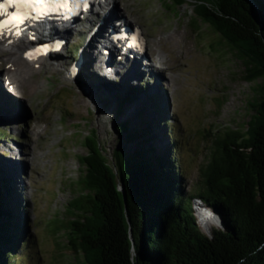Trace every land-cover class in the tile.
<instances>
[{"label": "rangeland", "instance_id": "obj_1", "mask_svg": "<svg viewBox=\"0 0 264 264\" xmlns=\"http://www.w3.org/2000/svg\"><path fill=\"white\" fill-rule=\"evenodd\" d=\"M170 1L173 0H119L117 4L127 18L142 27L151 46L150 69H146V74L139 73L142 70L138 65L144 67L141 62L133 67L128 64L127 68L121 57L116 59L117 64L115 59L109 63L91 50L90 59L73 77L69 71L72 51L78 48L80 52L75 55L77 60L81 58V50L88 44L90 25L69 39L63 52L68 56H46L44 67L31 78L38 81L34 93L22 84L16 86L25 92V97L16 96L0 73L3 91L19 99L3 94L7 99L2 96L0 101V173L4 172L10 180L12 203L18 207L30 234L20 251L21 255H28L14 257L18 264L20 258L21 264L23 259L25 264H80L75 258L76 248L70 246L63 232L66 221L71 219L67 213L69 201L78 193L70 183L77 176L76 153L87 151L75 140L78 123L83 135L96 131L104 153L113 160L114 148L124 147L128 153L133 146L118 142L114 125L119 104L124 106L118 122L131 121L136 125L143 116L158 119L159 114L162 121L158 119L153 129L156 141L158 145L170 142L168 131H172L171 140L179 137L178 156L185 170V191H190L197 180L198 167L209 160L213 132L227 126H245L250 120L253 110L248 101L254 91L245 78L243 60L229 50L232 46L219 44V35L211 27L193 19L195 0H185L178 9L168 7ZM117 13L116 17H124L120 11ZM22 52L23 47L15 54L24 56ZM3 57L0 56L2 60ZM161 57L166 59L165 68L153 65ZM6 66L5 75L9 70ZM99 76L102 83L96 80ZM96 84L102 85V89ZM98 96L109 98L107 108ZM100 112L104 121L101 127ZM86 117L90 119L89 125L85 124ZM40 129L42 134L35 135L34 131ZM14 145L22 147L21 151L15 150ZM17 163L24 164L23 169L13 166ZM194 209L205 234L211 236L214 227H222L219 216L211 213L199 198L194 199Z\"/></svg>", "mask_w": 264, "mask_h": 264}, {"label": "trees", "instance_id": "obj_2", "mask_svg": "<svg viewBox=\"0 0 264 264\" xmlns=\"http://www.w3.org/2000/svg\"><path fill=\"white\" fill-rule=\"evenodd\" d=\"M200 1L208 4L202 3L203 7L214 5L237 19L220 24L215 21L218 11L206 9L244 62L245 78L254 91L248 101L251 118L246 127L213 132L209 160L198 167L194 186L185 191L179 137L171 140L168 131L170 142L158 145L153 129L158 119L162 121L159 114L158 119L143 116L136 125L118 122L124 106L120 103L114 125L118 142L133 146L128 153L124 147L114 148V157L126 185L136 255L131 256L128 223L111 170L96 152L86 158L91 168L86 187L92 194L72 199L67 210L80 217L69 222L74 228L70 246L76 247L80 238L89 264H264V0ZM72 53L74 61L78 48ZM3 94L0 86V101ZM98 99L107 108L109 98ZM195 198L222 222L211 236L200 227ZM29 238L12 203L10 180L1 171L0 264H18L15 256L26 257L20 251Z\"/></svg>", "mask_w": 264, "mask_h": 264}, {"label": "water", "instance_id": "obj_3", "mask_svg": "<svg viewBox=\"0 0 264 264\" xmlns=\"http://www.w3.org/2000/svg\"><path fill=\"white\" fill-rule=\"evenodd\" d=\"M184 1L185 0H183L180 3H178L177 0H173V1H170L169 4L167 3L166 5L168 7L169 6L171 7V5H173V6H175L178 9V6L183 4ZM202 3H204L205 5L207 4V3L203 2V1L195 0L194 11L196 12V17H194L193 19L198 18L199 21H201L202 23H204V24L208 25L209 27H211V30L215 34L219 35V39H218L219 44L220 45H225L227 47L229 45L232 46V48L229 49V50L233 51L234 55L239 57L238 54H237L236 49L233 47V44L230 43V40L223 34V32L221 30H219L217 28L218 26H217L216 22H214L215 18L212 17L211 15H209L207 12L210 11L209 10L210 8H211V10H214L216 12L218 11L217 15H219V16H217V17H219V18L216 19L215 21H217L220 24H225L226 23L225 22L226 19H230V18L232 20H237V19L235 17H233V16L225 15L223 12H221V10H219L218 7H215L214 5H209V6H207V8L203 7V6H201ZM206 9L208 11H206ZM70 80H74V78L71 77ZM59 88L62 89L63 85H60ZM79 92L81 94V91H79ZM81 101H84V100L81 99ZM84 121H85V124L89 125L90 119H88V117L84 118ZM80 124L81 123H78V126L76 128L77 131L75 133L76 134L75 135V140H77V144L78 145L82 144L83 146H85L87 151H86V153H80V152L76 153L77 160H78L77 161V166L75 168L77 176H76V180H70V183L73 182L72 184H73V188L75 190V193L77 191H78V193L72 199L78 198V197H80L83 194L84 195H89V193L92 194L90 188L86 187V185H87L86 183H87V180H89V173H90V169H91L90 168V164L88 163L86 158L87 157L90 158L91 156L96 155V152H100L102 157H103L104 163L111 170V174H112V178H113V181H114V185H115L116 191L119 193L121 201H122L123 212H124V215L126 216V220H127V223H128L127 234H128V237H129V239L131 241L130 252H131L132 258H134L135 255H136V250H135V245H134L133 226H132L130 220L128 219V212H127L128 202H127L126 185L120 178L117 160L115 159V157H114L113 160L110 159L109 156L106 153H104V151H103V149H102V147H101V145H100V143L98 141L97 133L93 129V127H92L93 130H91L90 133H86L85 135H83L82 134L83 130L80 129L81 128ZM72 199H70V201ZM68 207H67V210H68ZM67 213H68V211H67ZM78 213H80V212H78ZM68 215H70L71 219H68L66 221V227H63V229H64L63 232L67 235L68 242L70 243V240H71L70 238H71L72 233L74 232V228L72 226H70L69 222L71 220H73V219L80 220V217L77 214H68ZM82 221L84 222L85 219H82ZM76 244L77 245H76L75 248H76V251H77L76 254L78 256H76L75 258L79 261L80 264H89L88 260L86 258V253H85L84 249L82 248L81 239L80 238L77 239Z\"/></svg>", "mask_w": 264, "mask_h": 264}, {"label": "bare ground", "instance_id": "obj_4", "mask_svg": "<svg viewBox=\"0 0 264 264\" xmlns=\"http://www.w3.org/2000/svg\"><path fill=\"white\" fill-rule=\"evenodd\" d=\"M115 1L117 3V0H115ZM114 7H116V4H115ZM114 7H113V9L110 8L108 10L107 15L109 16V18L111 17L109 19V21H111V20L112 21L113 20H122L124 17L122 18V16H118L119 17L118 18V17L115 16V15H118V13H117V9L114 8ZM116 18H118V19H116ZM107 21H108V19H107ZM107 21H105L104 19L101 21L100 19H96V17H94V18H89V20H87L85 22L88 25L90 24V26H92V27L98 24V29H97V32L95 34H93L91 39L87 42L88 44L85 43L86 44L85 45L86 47H84L85 49L81 50L82 51L81 52L82 64H81V68L80 69H82L84 64L87 63V61L90 59L88 57H89V55H91V53H90L91 50L94 51V54H96L95 56H98V57L100 56V58H103L105 60V62H109L110 63L111 60L115 59L114 60L115 61L114 64H117L116 59H119V57L116 56V49H114L115 47L112 45L113 44L112 43L113 40H111L110 36L107 34V32L105 30V26L107 24L105 25L104 23H106ZM119 29H121L120 26H119ZM69 30L70 29H67L65 31V33H63L64 37L68 38ZM64 34L67 35V36H65ZM7 40H10V39L9 38H3L0 41L2 42V41H7ZM22 47H23V45L21 43L16 44V45H12V46L11 45L10 46H8V45L5 46L4 45V46L0 47V54L4 56L3 59H6L7 63L9 64V66L8 65L6 66L7 69H9V70L6 71L7 80L9 82L13 83L15 86L16 85H22V84L28 85V90L34 93V91L38 87V81L36 79L34 81H32L31 78H32V76L34 74L37 73V71H39L41 68L44 67L45 58L46 57L45 58L40 57V58H37L36 60H34V59L31 60V59L25 58L23 55H18V53L15 54L16 52H19ZM91 47H93V49H91ZM15 49H17V50H15ZM87 51H88V53H87ZM152 52L153 51H148L147 56H150L152 54ZM22 54H23V52H22ZM54 54H56V53H52L51 55H54ZM120 54H122L124 57L126 55L125 53H122V52L119 51L117 53V55H120ZM144 54H145V57H146L145 51H143L142 53H139L138 56L140 57L141 55H144ZM98 57H97V59H98ZM142 58H143V60H145V58L143 56H142ZM164 59H165L164 57H161L159 59V61L156 62L153 65H155V67H157V68H165V67H167L165 64H163L166 61V59H165V61H164ZM100 61H102V60H100ZM61 64H64V63L62 62ZM57 65L61 66L60 63H58ZM56 68H58V67H56ZM108 68L112 69L110 66H108ZM80 69H75L74 72L79 71ZM155 71H159V70H155ZM157 78H158V75H157ZM159 81H161V78H160ZM96 86H97L98 89L99 88L102 89V87H103L102 85H99V84H96ZM8 87H10V83L8 84ZM111 87H113V86H111ZM98 91H100V90H98ZM15 95L16 96H20V97H25V93L23 91H17V93H15ZM97 95L98 94L96 93V97H97ZM3 99H5V98H3ZM101 115L102 114L100 112V117H99L100 127H101V123L104 122V121H102V116ZM42 131H43V129L42 130L41 129L40 130H36V131H34V134L39 136V135L42 134ZM14 149L15 150L17 149L18 151H21L22 147L18 148V146L15 147V145H14ZM18 165H19V167H18ZM23 165L24 164H18L17 163V164H14L13 166L16 169H23Z\"/></svg>", "mask_w": 264, "mask_h": 264}, {"label": "snow or ice", "instance_id": "obj_5", "mask_svg": "<svg viewBox=\"0 0 264 264\" xmlns=\"http://www.w3.org/2000/svg\"><path fill=\"white\" fill-rule=\"evenodd\" d=\"M43 3V0H40ZM8 7H15L18 11L10 15V19L0 22V34L10 24L21 23L26 18L25 9L32 8L30 0H5L4 4H0V10H6Z\"/></svg>", "mask_w": 264, "mask_h": 264}]
</instances>
